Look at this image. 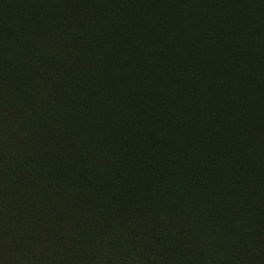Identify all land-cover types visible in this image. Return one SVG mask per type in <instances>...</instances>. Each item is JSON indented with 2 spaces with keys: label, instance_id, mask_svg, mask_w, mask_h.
I'll return each mask as SVG.
<instances>
[{
  "label": "trees",
  "instance_id": "16d2710c",
  "mask_svg": "<svg viewBox=\"0 0 264 264\" xmlns=\"http://www.w3.org/2000/svg\"><path fill=\"white\" fill-rule=\"evenodd\" d=\"M132 4L0 0V264H264V0Z\"/></svg>",
  "mask_w": 264,
  "mask_h": 264
},
{
  "label": "rangeland",
  "instance_id": "374dc122",
  "mask_svg": "<svg viewBox=\"0 0 264 264\" xmlns=\"http://www.w3.org/2000/svg\"><path fill=\"white\" fill-rule=\"evenodd\" d=\"M133 0H96V15H98L100 18L102 17H108L111 18L112 21L115 24L123 25L125 23H128L130 21L129 18V12L132 9ZM90 3L92 4V0H90ZM100 18H98V22L100 21ZM88 21V20H87ZM96 22V23H98ZM161 142H164L165 134H161ZM163 200V196L158 193L157 195V201L161 203ZM198 227V226H197ZM195 227L193 230L194 238L196 239V242L198 245L200 243H204L207 240H209V230H212V228L201 225L199 228ZM214 227V225H213ZM211 240V238H210ZM211 246V250L202 252L203 261H205V264H208L209 262L212 263V261H219L220 264H225L226 262L230 264V261L228 259V255L226 252L219 254L217 250V245ZM204 250V247H203ZM212 251V254L210 255V252Z\"/></svg>",
  "mask_w": 264,
  "mask_h": 264
}]
</instances>
